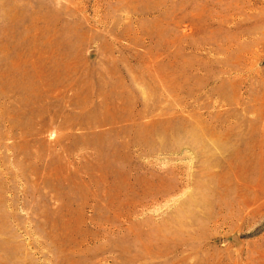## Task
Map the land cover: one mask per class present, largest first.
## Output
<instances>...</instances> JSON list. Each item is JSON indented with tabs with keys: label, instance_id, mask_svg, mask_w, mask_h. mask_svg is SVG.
Masks as SVG:
<instances>
[{
	"label": "rangeland",
	"instance_id": "1",
	"mask_svg": "<svg viewBox=\"0 0 264 264\" xmlns=\"http://www.w3.org/2000/svg\"><path fill=\"white\" fill-rule=\"evenodd\" d=\"M0 264H264V0H0Z\"/></svg>",
	"mask_w": 264,
	"mask_h": 264
}]
</instances>
